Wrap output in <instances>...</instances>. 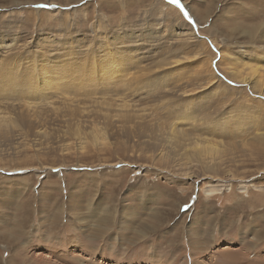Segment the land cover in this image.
Instances as JSON below:
<instances>
[{
  "label": "rangeland",
  "instance_id": "rangeland-1",
  "mask_svg": "<svg viewBox=\"0 0 264 264\" xmlns=\"http://www.w3.org/2000/svg\"><path fill=\"white\" fill-rule=\"evenodd\" d=\"M113 50L132 62L124 84L115 65L96 61L93 94L73 88L67 105L53 94L38 119L24 109L29 96L11 93L17 75L6 61L40 56L50 76L72 55L115 60ZM257 77L264 82V0H0V103L9 107L0 110L19 122L0 132V264H264ZM40 86L35 78L28 90ZM110 90L109 107L99 102ZM126 101L144 109L146 130L104 113ZM189 104L201 123L178 124L193 139L179 152L159 125ZM244 118L255 122L235 134ZM210 119L232 127L205 130ZM200 139L220 149L202 154Z\"/></svg>",
  "mask_w": 264,
  "mask_h": 264
},
{
  "label": "bare ground",
  "instance_id": "bare-ground-1",
  "mask_svg": "<svg viewBox=\"0 0 264 264\" xmlns=\"http://www.w3.org/2000/svg\"><path fill=\"white\" fill-rule=\"evenodd\" d=\"M109 40V39H108ZM105 45V44H103ZM46 46H48L46 44ZM43 49H44V46H42ZM49 47V46H48ZM42 49V48H41ZM108 49V48H107ZM112 49V48H111ZM46 50V48H45ZM41 51V50H40ZM44 51V50H43ZM42 51V52H43ZM106 52V51H104ZM79 53V52H78ZM96 53V54H95ZM92 56V59L89 60V61H85L83 62L82 64H78L77 63V58H78V55H72L73 57L70 58V61L69 63H66V61H63L64 64L60 66L59 70L58 68L56 69L57 71H54V73L52 72L51 75L49 76V72L46 73L47 71H45V67H43L44 65H46V61L44 58H41L39 56V61L36 63L35 61H33L32 59H29V60H22V61H19V59L17 60L16 58L14 60H9V61H6V64L9 63V67L11 69L12 72H15V74L17 75V78L15 79V84L13 82V91L11 93H15L17 91L29 96V100L30 101H26L25 102V105L22 103V105H24V109H29L31 110V113H33L34 117L37 118L39 117V114L38 112H36L35 110L37 109H42L43 106H50V104H53L54 101L51 102V99L50 96H52L53 94H56V93H59V92H63V94L61 95L62 96V100L63 102L61 101V104L62 105H67L69 103L71 104H74L75 101V97H73V95L76 93L77 90H79L81 93L84 92V93H88V94H93L92 92L88 91L86 88H92V80H93V76H92V72L91 70L94 69V67L96 66V61H104L106 63H110V64H113L115 65V69H112L113 71H116V74L118 76V79L123 82V84L127 81V79L125 78L126 77V74L128 75V73L130 72V68H128L127 66L128 65H132V62L130 60L129 57H127V53H125V51H112L110 55V59L113 58V57H117L115 60L114 59H111L109 60L108 57H105V56H102L100 55V53H97L95 52ZM76 54V53H74ZM98 54V55H97ZM71 60H74L71 61ZM114 60V61H113ZM34 63V65L37 64V66H35V68H30L29 64H32ZM83 65V66H81ZM103 65V64H102ZM101 65V66H102ZM57 66V65H56ZM59 66V65H58ZM99 66V68L101 67ZM165 66V65H164ZM52 68V66H51ZM54 68V67H53ZM52 68V69H53ZM137 68H138V65H137ZM239 68V67H238ZM8 69V68H7ZM262 69L261 67L260 68H256L253 70V77L256 75H259L257 73H259V70ZM9 72V70H8ZM8 72H5L3 73V78H8L10 75H8L7 73ZM122 73H124V76L121 75ZM54 74V75H52ZM89 76V77H88ZM123 76V77H122ZM232 76L234 79H239V72L238 71H232ZM16 77V76H15ZM50 77V78H49ZM11 78V77H9ZM35 78H38L39 79V82L41 83L42 86L38 87L36 89V92L35 93H32L31 91L28 90V86H29V83H34L35 82ZM13 79V80H14ZM247 80H249L248 78H245L242 82H247ZM9 79L6 81V83H9L8 82ZM135 82V83H138V80H135L133 78H131V82ZM139 81H143V79H140ZM128 82V83H129ZM16 83H17V86H16ZM263 81L260 80L258 77H257V80L255 78V81H254V85L255 87H257V89H261L262 88V85H263ZM11 84V83H9ZM32 85V84H31ZM21 86V89L18 90V87ZM34 86V85H33ZM2 83H1V80H0V90H2ZM76 89L75 93L73 94H69L71 93L70 90L72 89L73 92H74V89ZM124 88V87H123ZM117 89V87H116ZM121 88H119V91H120ZM130 90L132 91L133 88L132 86L130 85ZM54 91V92H53ZM78 91V92H79ZM114 91V90H113ZM113 91H109V92H105V91H102L103 92V97L100 98V100H98L97 102L101 103V104H107L111 106H114L113 104H115L117 102V99L115 100L114 98H108L107 97V94L110 93V92H113ZM10 92V90H9ZM121 92V91H120ZM126 92V91H125ZM10 93V94H11ZM77 94V93H76ZM98 94V93H97ZM122 94H124L122 92ZM31 95V96H30ZM59 95V94H57ZM78 95V94H77ZM85 95V94H84ZM211 95V94H209ZM3 96V95H1ZM46 96V101H42V99H38V98H41V97H44ZM75 96V95H74ZM98 96V95H97ZM26 97V96H25ZM58 97V96H57ZM77 97V96H76ZM118 97H122V95L120 93H118ZM96 98V97H95ZM58 99V98H57ZM121 98H119V101H120ZM79 100V99H78ZM82 100V99H81ZM222 100V99H221ZM35 101H39V102H47V104L45 105H39V103H34ZM80 101V100H79ZM116 101V102H115ZM24 102V100H23ZM34 103V104H33ZM33 104V105H32ZM49 104V105H48ZM79 104V102H78ZM100 104V105H101ZM195 104V103H194ZM116 105V104H115ZM118 105V110H115V109H111L110 108H107L109 110H105L100 112L102 113L103 115V112L104 113H107L106 115H111V113L109 112H114L113 115L114 117H119L121 119V121L123 120L122 117H124V120L125 121V124H131L134 125V126H139L142 125L141 123H138L139 122H143L144 127L141 128H136V130H142V129H145L147 124H146V117L141 114V112H143V110H135L134 107L130 106V104H128V102L126 101L125 103L123 102H119V104L117 103ZM14 106V105H13ZM73 106V105H72ZM71 106V107H72ZM99 106V105H98ZM97 106V107H98ZM102 106V105H101ZM100 106V107H101ZM106 106V105H104ZM182 106V105H181ZM193 106V105H192ZM190 104L189 106H186V108L183 110H178L176 112H174L173 116H172V123L171 125L170 124H162V125H159L160 129H161V132H162V127H165V129L167 130V126H169L168 129H171V134L169 135L170 137L168 138V142L171 144V143H174L176 144V147H172V149H179V152L181 151V149H184L185 146H186V143L188 141H193V139L191 138L192 136H190L189 134H185L183 129H180V125H183V126H192L194 124H200L201 123V120L198 119L196 120V116L193 115L192 113V107ZM2 107H5V108H9V107H6L4 105V103H0V109H2ZM26 107V108H25ZM64 107V106H63ZM66 107V106H65ZM69 107V106H68ZM82 107V106H81ZM103 107V106H102ZM185 107V104L183 106V108ZM11 108H16V107H11ZM99 108V107H98ZM197 108V107H196ZM206 108V107H205ZM84 109V108H83ZM105 109V108H104ZM102 110V108H101ZM25 111V110H24ZM42 111V110H41ZM78 111V108L74 111L76 112ZM80 111V110H79ZM84 111V110H83ZM88 111V110H87ZM91 111V110H90ZM232 111V110H231ZM14 112V111H13ZM30 112V111H29ZM28 112V113H29ZM92 112V111H91ZM199 112V110L197 111ZM205 112V110H204ZM25 113H27V111H25ZM23 114V112H22ZM30 114V113H29ZM78 114H81L78 112ZM205 114V113H204ZM210 114V113H209ZM208 114V115H209ZM234 114V113H233ZM245 114V113H244ZM25 115V114H23ZM75 114H73L74 116ZM198 115V114H197ZM27 116V115H26ZM204 116V115H203ZM210 116V115H209ZM229 117V116H227ZM234 117V116H233ZM12 118V117H11ZM28 118V117H27ZM205 118V116H204ZM207 118V117H206ZM230 118V117H229ZM38 119V118H37ZM127 119H129V122L127 121ZM111 120V119H110ZM134 120H137L136 123L138 124H135V121ZM175 122L173 124V122ZM225 120V119H224ZM258 120V119H257ZM206 121V120H205ZM235 121V124L233 126V132H235V134H240V132H247V129L248 127L251 125L250 123L252 122H255V119L252 120V122H249L248 119L244 118V120H234ZM17 119L15 118H12V120L8 119V116L5 115V113L0 110V132L2 133H5L7 130L9 129H12L11 125H15V123H17ZM19 123V122H18ZM122 123V122H121ZM124 123V122H123ZM168 123V122H167ZM203 123V122H202ZM209 123V124H207ZM216 123V122H215ZM220 123V122H219ZM232 123V122H230ZM228 124L226 123L225 121H223L220 125V128L221 129H226V128H231L232 125L231 124ZM258 123V121H257ZM158 124V123H157ZM161 124V123H160ZM173 124V125H172ZM180 124V125H178ZM17 125V124H16ZM178 125V126H177ZM205 125V126H204ZM214 125V122L210 119L208 120L207 122H204L201 127H204L205 130L206 129H217V130H220L219 127H216L213 126ZM95 126V125H94ZM125 126V125H123ZM40 127V126H39ZM191 127V128H192ZM196 127V126H195ZM200 127V128H201ZM80 127L78 126L77 127V131L74 130L75 132V136H79L80 135ZM104 129V128H103ZM199 129V127H198ZM146 130V129H145ZM145 130H143V134L145 132ZM92 131V130H91ZM130 131V130H129ZM213 131V130H212ZM240 131V132H239ZM210 132V131H209ZM137 133V131H136ZM159 133V132H158ZM166 133V132H165ZM199 133V132H198ZM211 133V132H210ZM213 133V132H212ZM221 133V132H220ZM230 133V132H229ZM11 134V133H10ZM9 134V136H10ZM66 134V133H65ZM204 133L200 134V135H203ZM216 134V133H215ZM214 134V135H215ZM222 134V133H221ZM227 134V133H226ZM231 134V133H230ZM163 135H165L164 133H159V136H158V141L157 142H161L160 140V137H163ZM205 135V134H204ZM155 136V135H154ZM223 136V135H222ZM44 137V136H43ZM212 139H213V136H211ZM211 137H210V140H211ZM205 138V137H204ZM260 138H262V140L264 141V134H261ZM46 139V138H45ZM153 139V138H151ZM206 139V138H205ZM155 140V139H153ZM261 140V139H260ZM261 140V141H262ZM167 141V140H166ZM262 141V143H263ZM182 142L184 144H182ZM198 143V142H197ZM198 145H203L202 147V151L201 152L202 154H212L213 152H216L217 149H220V148H216V143H213L211 141H208V140H201L200 139V143H198ZM215 149V150H214Z\"/></svg>",
  "mask_w": 264,
  "mask_h": 264
},
{
  "label": "snow or ice",
  "instance_id": "snow-or-ice-1",
  "mask_svg": "<svg viewBox=\"0 0 264 264\" xmlns=\"http://www.w3.org/2000/svg\"><path fill=\"white\" fill-rule=\"evenodd\" d=\"M172 2H175V3L178 4L179 3V0H172Z\"/></svg>",
  "mask_w": 264,
  "mask_h": 264
}]
</instances>
